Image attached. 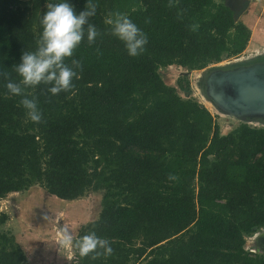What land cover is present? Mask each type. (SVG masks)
<instances>
[{
	"label": "trees",
	"instance_id": "trees-1",
	"mask_svg": "<svg viewBox=\"0 0 264 264\" xmlns=\"http://www.w3.org/2000/svg\"><path fill=\"white\" fill-rule=\"evenodd\" d=\"M52 2L0 0V199L36 182L64 200L103 190L98 217L75 239L95 232L113 251L81 256L76 247L75 264H264L244 248L264 227V128L240 123L220 134L210 111L158 72L237 55L249 28L214 0H91L97 36L89 43L85 24L64 61L74 86L52 95L43 82L21 84L37 100V123L5 84L21 79L16 64L40 45ZM69 2L80 11L87 0ZM115 12L147 35L141 54L129 56L112 34L106 20ZM6 220L0 211V226ZM0 264H28L1 230Z\"/></svg>",
	"mask_w": 264,
	"mask_h": 264
},
{
	"label": "rangeland",
	"instance_id": "rangeland-1",
	"mask_svg": "<svg viewBox=\"0 0 264 264\" xmlns=\"http://www.w3.org/2000/svg\"><path fill=\"white\" fill-rule=\"evenodd\" d=\"M214 1L224 5L228 2L227 0ZM240 7L232 8L233 13ZM238 20L250 30V38L245 49L234 56H222L219 61L212 62L204 68L226 67L234 64L237 59H250L255 52L263 50L264 0H249L248 6L236 21ZM201 69H188L171 64L160 66L158 72L164 83L175 87L181 97L194 99L204 105L214 116L220 134H226L240 123L264 128L260 119L245 121L216 108L213 110L193 86L194 74ZM186 87H188V93L185 90ZM102 194L101 189H88L81 197L64 200L51 195L36 182L26 190L7 193L0 199V211L7 214V220L0 226V230L13 236L24 252L28 264H75L76 247L60 243L58 228H68L75 239L83 224L98 217ZM247 238L244 244L246 250H248ZM130 263L138 264V261L131 259Z\"/></svg>",
	"mask_w": 264,
	"mask_h": 264
},
{
	"label": "clouds",
	"instance_id": "clouds-1",
	"mask_svg": "<svg viewBox=\"0 0 264 264\" xmlns=\"http://www.w3.org/2000/svg\"><path fill=\"white\" fill-rule=\"evenodd\" d=\"M96 15V4L87 0L86 6L76 11L69 0H53L41 18L42 32L41 43L34 51H23L19 63L16 64V72L21 77L19 82L7 81L5 87L11 94L21 96L20 103L26 110V116L32 122H40L42 113L38 108L35 97L24 95L25 87H35L42 82L48 87L52 95L62 91H68L73 85V79L77 73L64 61L71 57L73 50L84 37V25L87 24V40L91 43L97 36V28L89 22V18ZM106 23L111 25V31L123 42L129 56H137L144 51L147 44V35L134 23L127 14L115 12L110 14ZM60 243L74 246L81 256L90 252L100 255L97 249H103L104 255L112 253L109 240L101 238L95 232H89L73 238L71 231L65 227H59Z\"/></svg>",
	"mask_w": 264,
	"mask_h": 264
},
{
	"label": "water",
	"instance_id": "water-1",
	"mask_svg": "<svg viewBox=\"0 0 264 264\" xmlns=\"http://www.w3.org/2000/svg\"><path fill=\"white\" fill-rule=\"evenodd\" d=\"M248 4L249 0H245L234 11V21ZM200 85L219 111L245 121L260 119L264 124V54L253 55L226 67H209ZM247 240L246 247L250 252L264 255V227Z\"/></svg>",
	"mask_w": 264,
	"mask_h": 264
},
{
	"label": "bare ground",
	"instance_id": "bare-ground-1",
	"mask_svg": "<svg viewBox=\"0 0 264 264\" xmlns=\"http://www.w3.org/2000/svg\"><path fill=\"white\" fill-rule=\"evenodd\" d=\"M263 54H264V48H263V50L261 52L257 51L253 55L257 56V55H263ZM243 60H244L243 58L242 59L240 58V59H237L236 61H243ZM208 68L209 67H206V68H203V69L198 70L197 72H195L194 77H193V81H195V82H194L193 86L201 94V97L206 101V103H208L209 106L212 107L213 110H216L215 107L212 105V103L208 100V98L204 94V91L202 90L201 85H200V82H202V80L204 78V74L207 73ZM261 124H263V123L261 122Z\"/></svg>",
	"mask_w": 264,
	"mask_h": 264
},
{
	"label": "flooded vegetation",
	"instance_id": "flooded-vegetation-1",
	"mask_svg": "<svg viewBox=\"0 0 264 264\" xmlns=\"http://www.w3.org/2000/svg\"><path fill=\"white\" fill-rule=\"evenodd\" d=\"M227 1L228 2L225 3V5L228 6L233 11L232 8L240 7L245 0H227Z\"/></svg>",
	"mask_w": 264,
	"mask_h": 264
}]
</instances>
